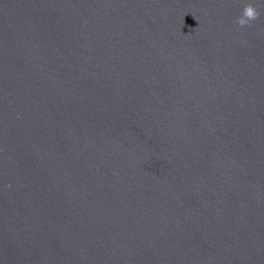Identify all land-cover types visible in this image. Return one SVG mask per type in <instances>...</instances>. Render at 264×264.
I'll return each mask as SVG.
<instances>
[{"label":"water","instance_id":"1","mask_svg":"<svg viewBox=\"0 0 264 264\" xmlns=\"http://www.w3.org/2000/svg\"><path fill=\"white\" fill-rule=\"evenodd\" d=\"M0 264H264V0H0Z\"/></svg>","mask_w":264,"mask_h":264},{"label":"clouds","instance_id":"2","mask_svg":"<svg viewBox=\"0 0 264 264\" xmlns=\"http://www.w3.org/2000/svg\"><path fill=\"white\" fill-rule=\"evenodd\" d=\"M262 15L261 11L254 3L245 4L241 15L237 18L236 23L243 28L250 26L253 21L257 20Z\"/></svg>","mask_w":264,"mask_h":264}]
</instances>
